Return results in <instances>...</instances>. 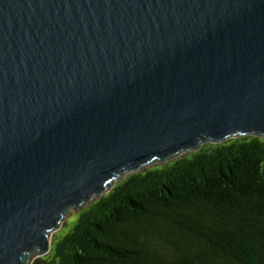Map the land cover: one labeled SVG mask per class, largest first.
I'll return each mask as SVG.
<instances>
[{"label": "water", "instance_id": "obj_1", "mask_svg": "<svg viewBox=\"0 0 264 264\" xmlns=\"http://www.w3.org/2000/svg\"><path fill=\"white\" fill-rule=\"evenodd\" d=\"M264 138V0H0V264L117 180Z\"/></svg>", "mask_w": 264, "mask_h": 264}, {"label": "trees", "instance_id": "obj_2", "mask_svg": "<svg viewBox=\"0 0 264 264\" xmlns=\"http://www.w3.org/2000/svg\"><path fill=\"white\" fill-rule=\"evenodd\" d=\"M43 257L46 264H264V138L208 143L131 173L86 205Z\"/></svg>", "mask_w": 264, "mask_h": 264}, {"label": "rangeland", "instance_id": "obj_3", "mask_svg": "<svg viewBox=\"0 0 264 264\" xmlns=\"http://www.w3.org/2000/svg\"><path fill=\"white\" fill-rule=\"evenodd\" d=\"M156 165V164H155ZM153 165V166H155ZM158 165V164H157ZM151 166V167H153ZM150 167H145L143 169H140V171H144L146 169H148ZM130 174H126L122 179L117 180L114 185H116L117 182L122 181L123 179H125V177H127ZM83 209V207L71 212L69 215H67V217L65 218L64 221L61 222L59 229L56 232H53L52 236H51V250L53 248V244H57L59 241H61L64 237H66L71 230H73L76 222L78 221V219L80 218V211ZM47 259H45L43 257V259L41 260L40 258H35L34 261L32 262V264H46Z\"/></svg>", "mask_w": 264, "mask_h": 264}, {"label": "bare ground", "instance_id": "obj_4", "mask_svg": "<svg viewBox=\"0 0 264 264\" xmlns=\"http://www.w3.org/2000/svg\"><path fill=\"white\" fill-rule=\"evenodd\" d=\"M52 234H53V233L50 234V242H51V236H52ZM50 242H48L49 245L51 244ZM37 257H38V256H37ZM37 257H34V258H33V260L31 261V264H32V262L34 261V259L37 258Z\"/></svg>", "mask_w": 264, "mask_h": 264}]
</instances>
